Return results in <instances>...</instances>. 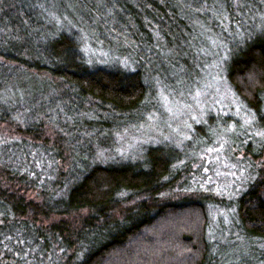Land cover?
<instances>
[{"label": "trees", "instance_id": "1", "mask_svg": "<svg viewBox=\"0 0 264 264\" xmlns=\"http://www.w3.org/2000/svg\"><path fill=\"white\" fill-rule=\"evenodd\" d=\"M217 62L229 114L192 121V149L132 139ZM16 75L50 86L0 94V264H264V0H0V76ZM218 144L247 160L234 199L193 181ZM215 210L245 244L214 236Z\"/></svg>", "mask_w": 264, "mask_h": 264}, {"label": "rangeland", "instance_id": "2", "mask_svg": "<svg viewBox=\"0 0 264 264\" xmlns=\"http://www.w3.org/2000/svg\"><path fill=\"white\" fill-rule=\"evenodd\" d=\"M35 1V0H34ZM37 18V17H36ZM81 43L85 42L83 36L79 39ZM168 60H176L177 56H168ZM218 63V62H217ZM214 72L217 73L218 76L212 78L213 79V86L206 85L201 86L195 94L192 96L187 97V101L181 100H173L170 96L167 97L168 105L166 106V113L167 118L164 119V123L160 127L155 126V130H149L145 135L132 138L133 140H138L139 145H146L149 146L151 143H159L160 141H167L175 142L176 137H180L182 145L175 144L179 148H188L192 149L193 147L189 144L185 145L187 140H191V130L194 128V121L196 124L205 123L204 118L208 114L217 115L218 113L221 114L223 117L229 114V110L226 108L227 103H231V95H229L228 90H226L224 84H222L223 74L222 69L223 65L219 62L215 66H211ZM202 69V68H201ZM220 69V70H216ZM208 70L210 68L208 67ZM212 72V70H211ZM206 76H209L206 72H204ZM221 75L223 77H221ZM211 78H206V81H210ZM50 84L46 78L40 77H31V76H22L20 78L17 75L14 78H6V76H0V94L4 97H8L10 95H18L20 92L27 88L31 89V92H35L37 95H42L45 93ZM186 93V92H185ZM185 102V103H184ZM231 106V105H229ZM249 118L246 117L248 121ZM217 119L214 120V123ZM218 126L215 127V130L220 129V133L225 127V123L223 120H217ZM215 126V125H214ZM171 128V133L170 131ZM206 129V128H205ZM225 129V128H224ZM208 130V128H207ZM190 131V132H189ZM177 135V136H176ZM214 136V140L226 137V130L221 134ZM143 137V139L141 138ZM132 140V141H133ZM131 141V143H132ZM134 143V147L136 143ZM211 144V143H210ZM214 145V144H213ZM205 149L208 150V154H212L211 162L208 161V165H204V163H200V160L193 162V169L203 170L204 174L198 175L199 177H192L194 182H203V179L206 182L207 187L216 188L219 185L220 189L224 188L223 191L227 193L229 198L234 199L235 196L245 187V183L247 182L249 170H246L247 177L243 178L240 177V173L238 174V170L243 163L246 161H242L241 155H237L234 153L235 157L232 158L231 153L229 154L224 150L225 145L221 147L220 144L212 146V145H204ZM126 148V147H125ZM219 150V151H218ZM199 151V150H198ZM126 153L133 155L134 152L131 151L129 148L125 150ZM215 152V153H214ZM248 166V165H247ZM223 186V187H222ZM217 189V188H216ZM213 215V222L211 225V232L214 233V236H217L216 228L220 227L221 233H224L221 237H233V239H238L243 241L242 244H245L246 241L243 239L237 238L240 235V231L237 227V221L233 214H228L226 212H222L220 210H215L212 212ZM219 233V235H221ZM255 252V249H253ZM252 254V253H251ZM256 255L252 254V257Z\"/></svg>", "mask_w": 264, "mask_h": 264}]
</instances>
